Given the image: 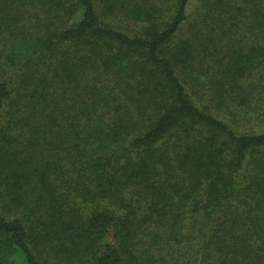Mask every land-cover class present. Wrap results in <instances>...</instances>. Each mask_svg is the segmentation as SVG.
Returning a JSON list of instances; mask_svg holds the SVG:
<instances>
[{
    "label": "trees",
    "instance_id": "obj_1",
    "mask_svg": "<svg viewBox=\"0 0 264 264\" xmlns=\"http://www.w3.org/2000/svg\"><path fill=\"white\" fill-rule=\"evenodd\" d=\"M0 264H264V0H0Z\"/></svg>",
    "mask_w": 264,
    "mask_h": 264
}]
</instances>
